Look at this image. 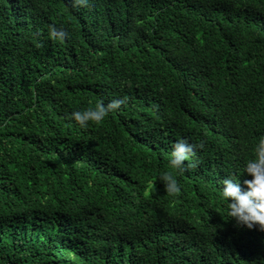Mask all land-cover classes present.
I'll return each mask as SVG.
<instances>
[{
  "label": "trees",
  "instance_id": "obj_1",
  "mask_svg": "<svg viewBox=\"0 0 264 264\" xmlns=\"http://www.w3.org/2000/svg\"><path fill=\"white\" fill-rule=\"evenodd\" d=\"M262 137L264 0H0V264H264L219 195Z\"/></svg>",
  "mask_w": 264,
  "mask_h": 264
},
{
  "label": "clouds",
  "instance_id": "obj_2",
  "mask_svg": "<svg viewBox=\"0 0 264 264\" xmlns=\"http://www.w3.org/2000/svg\"><path fill=\"white\" fill-rule=\"evenodd\" d=\"M73 3L86 6L87 0H73ZM49 36L62 42L68 33L63 28L50 25ZM126 102V97L113 99L107 105L97 100L94 107L72 111L69 117L80 128H86L90 122L99 124L109 111L119 109ZM195 147L186 138H178L171 146L169 167L182 173L186 167L185 162H191L195 155ZM243 174L251 177L243 180V187L240 177H228L222 181L219 195L227 206L226 215L233 218L238 226L264 231V137L258 140L252 154L244 161ZM160 180L170 195L179 194L181 191L178 179L170 172L162 173Z\"/></svg>",
  "mask_w": 264,
  "mask_h": 264
}]
</instances>
